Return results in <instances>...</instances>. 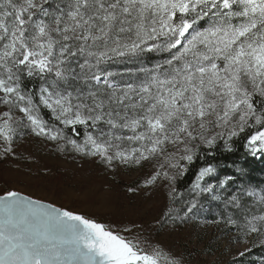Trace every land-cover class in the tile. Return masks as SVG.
<instances>
[{
    "label": "snow or ice",
    "instance_id": "6c2138e0",
    "mask_svg": "<svg viewBox=\"0 0 264 264\" xmlns=\"http://www.w3.org/2000/svg\"><path fill=\"white\" fill-rule=\"evenodd\" d=\"M24 135L109 169L148 165L140 190L167 188L162 220L189 217L209 194L224 204L213 223L234 231L238 256L264 247V189H233L234 175L210 183L211 163L192 199L178 187L221 144L233 152L243 139L264 156V0H0V160L16 157ZM0 264L182 262L135 221L6 191Z\"/></svg>",
    "mask_w": 264,
    "mask_h": 264
},
{
    "label": "rangeland",
    "instance_id": "374dc122",
    "mask_svg": "<svg viewBox=\"0 0 264 264\" xmlns=\"http://www.w3.org/2000/svg\"><path fill=\"white\" fill-rule=\"evenodd\" d=\"M149 59L156 62L154 57ZM15 150V158L0 160V195L15 191L104 223L135 221L142 226L143 235L182 264H231L260 247L249 246L242 257L236 254L238 248L243 249L233 242L235 233L203 216L205 200H212L209 194L196 197L198 206L189 217L181 219V212L174 221L162 220L169 203L167 188L140 190L151 171L148 165L109 169L91 157L58 151L51 142L32 135L20 137ZM130 187L136 190L130 192ZM193 195L189 190L183 199ZM175 207L182 205L178 202ZM252 262L264 264L252 256L237 264Z\"/></svg>",
    "mask_w": 264,
    "mask_h": 264
},
{
    "label": "trees",
    "instance_id": "16d2710c",
    "mask_svg": "<svg viewBox=\"0 0 264 264\" xmlns=\"http://www.w3.org/2000/svg\"><path fill=\"white\" fill-rule=\"evenodd\" d=\"M244 143L245 141L243 139L237 140L233 152L223 151V146L221 144L216 149L214 157H206L197 160L196 163L190 167L188 173L178 181L179 191L184 194L183 198L185 199V197H187L198 169L207 163L214 164L217 167V176L215 178H209L210 183L215 184L226 175H234L237 178V184L232 186L233 189L239 185L249 186L256 190L264 189V156H260L256 159L243 147ZM239 169L244 170L243 175L240 174L238 171ZM231 190L232 189L229 191ZM224 209L225 207L222 201L206 199L202 206V213L204 217H207V219L211 220V223H213L214 220L220 219L223 214H227ZM227 211L234 210L228 209ZM250 256L255 260H264V247H258V249L252 250L242 259L237 260V262H242Z\"/></svg>",
    "mask_w": 264,
    "mask_h": 264
},
{
    "label": "water",
    "instance_id": "95a60500",
    "mask_svg": "<svg viewBox=\"0 0 264 264\" xmlns=\"http://www.w3.org/2000/svg\"><path fill=\"white\" fill-rule=\"evenodd\" d=\"M5 194V193H4ZM4 194H2V195H4ZM21 194V193H20ZM21 195H23V196H27V195H24V194H21ZM27 197H29V196H27ZM29 198H31V199H34V198H32V197H29ZM35 200H38V199H35ZM41 201V200H40ZM41 202H43V203H47V204H50V203H48V202H44V201H41ZM53 205V204H52ZM55 206V205H54ZM57 207V206H56ZM58 208H60V207H58Z\"/></svg>",
    "mask_w": 264,
    "mask_h": 264
}]
</instances>
